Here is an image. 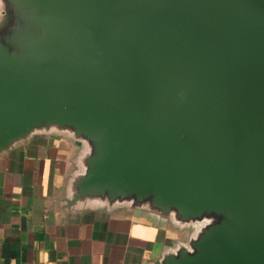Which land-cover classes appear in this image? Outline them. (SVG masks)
<instances>
[{
	"label": "water",
	"instance_id": "water-1",
	"mask_svg": "<svg viewBox=\"0 0 264 264\" xmlns=\"http://www.w3.org/2000/svg\"><path fill=\"white\" fill-rule=\"evenodd\" d=\"M0 150L70 126L93 152L75 198L214 214L155 264H264V0H7Z\"/></svg>",
	"mask_w": 264,
	"mask_h": 264
},
{
	"label": "crops",
	"instance_id": "crops-1",
	"mask_svg": "<svg viewBox=\"0 0 264 264\" xmlns=\"http://www.w3.org/2000/svg\"><path fill=\"white\" fill-rule=\"evenodd\" d=\"M0 0V30L11 22ZM93 152L70 126L36 127L0 150V264H155L191 249L195 220L134 195L75 198Z\"/></svg>",
	"mask_w": 264,
	"mask_h": 264
},
{
	"label": "rangeland",
	"instance_id": "rangeland-1",
	"mask_svg": "<svg viewBox=\"0 0 264 264\" xmlns=\"http://www.w3.org/2000/svg\"><path fill=\"white\" fill-rule=\"evenodd\" d=\"M217 220V217L214 214H204L203 218H199L195 220V223L198 224L197 231L201 232L204 228L209 226L212 222Z\"/></svg>",
	"mask_w": 264,
	"mask_h": 264
}]
</instances>
